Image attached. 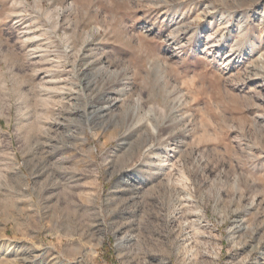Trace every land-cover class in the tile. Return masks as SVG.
<instances>
[{"label": "rangeland", "instance_id": "obj_1", "mask_svg": "<svg viewBox=\"0 0 264 264\" xmlns=\"http://www.w3.org/2000/svg\"><path fill=\"white\" fill-rule=\"evenodd\" d=\"M0 264H264V0H0Z\"/></svg>", "mask_w": 264, "mask_h": 264}]
</instances>
